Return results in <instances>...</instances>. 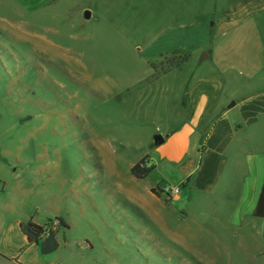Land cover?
<instances>
[{
  "label": "rangeland",
  "instance_id": "1",
  "mask_svg": "<svg viewBox=\"0 0 264 264\" xmlns=\"http://www.w3.org/2000/svg\"><path fill=\"white\" fill-rule=\"evenodd\" d=\"M233 1L53 0L29 10L0 0V237L18 221L56 232L58 250L39 253V242L30 252L41 264H248L208 250L207 236L196 238L203 254L180 250L126 202L119 177L102 175L96 151L97 139H112L137 160L175 123L174 88L205 66L201 49L222 35L211 24L230 18ZM252 16L229 37L236 53L263 58L264 2L237 21Z\"/></svg>",
  "mask_w": 264,
  "mask_h": 264
},
{
  "label": "crops",
  "instance_id": "2",
  "mask_svg": "<svg viewBox=\"0 0 264 264\" xmlns=\"http://www.w3.org/2000/svg\"><path fill=\"white\" fill-rule=\"evenodd\" d=\"M15 1L29 10L53 3ZM263 2L233 1L226 9L230 18L214 23L211 29L222 35L201 49V55L213 52L200 61L205 66L191 72L184 86H175V123L156 134L165 138L163 144L150 142L137 160L131 146L119 152L112 139L99 138L96 146L102 175L119 177L126 202L139 206L145 219L180 250L203 254L196 238L207 236L208 250L238 253L248 264H264V217L256 216L264 189V57L247 59L236 53L240 40L229 34L254 17L237 21L241 13L256 11ZM146 157L152 168L137 178L132 169ZM165 186H181V199L174 202L161 194ZM21 223L0 237V260L41 264L30 259L35 243ZM36 249L41 253V244Z\"/></svg>",
  "mask_w": 264,
  "mask_h": 264
},
{
  "label": "trees",
  "instance_id": "3",
  "mask_svg": "<svg viewBox=\"0 0 264 264\" xmlns=\"http://www.w3.org/2000/svg\"><path fill=\"white\" fill-rule=\"evenodd\" d=\"M148 160V157L141 160L133 169V175L137 178H142L150 172V169L143 168L141 165ZM256 216L264 217V189L260 198ZM62 227H68L63 218H56ZM21 230L27 236L30 243L41 244V252L52 253L59 249L60 245L57 238V233L51 230L47 231L45 226L35 223L33 220L22 222Z\"/></svg>",
  "mask_w": 264,
  "mask_h": 264
},
{
  "label": "built area",
  "instance_id": "4",
  "mask_svg": "<svg viewBox=\"0 0 264 264\" xmlns=\"http://www.w3.org/2000/svg\"><path fill=\"white\" fill-rule=\"evenodd\" d=\"M143 168L151 169L152 166L147 160L141 165ZM159 192L166 196L170 201H179L181 199V186H165L159 189Z\"/></svg>",
  "mask_w": 264,
  "mask_h": 264
},
{
  "label": "water",
  "instance_id": "5",
  "mask_svg": "<svg viewBox=\"0 0 264 264\" xmlns=\"http://www.w3.org/2000/svg\"><path fill=\"white\" fill-rule=\"evenodd\" d=\"M82 19L85 23H90L93 19V12L91 10H85L83 15H82ZM214 27V23L211 24V28ZM212 49H210L208 52H204L201 55L200 61L204 62L205 60H207L210 55L212 54ZM165 141V138L163 136L157 135L154 137V143L156 146H159L161 144H163V142Z\"/></svg>",
  "mask_w": 264,
  "mask_h": 264
}]
</instances>
